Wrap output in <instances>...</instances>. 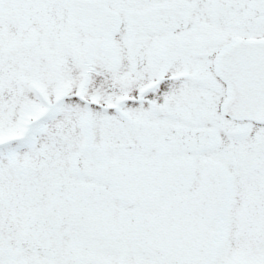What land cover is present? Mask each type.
I'll return each instance as SVG.
<instances>
[{
    "label": "snow or ice",
    "instance_id": "obj_1",
    "mask_svg": "<svg viewBox=\"0 0 264 264\" xmlns=\"http://www.w3.org/2000/svg\"><path fill=\"white\" fill-rule=\"evenodd\" d=\"M0 264H264V0H0Z\"/></svg>",
    "mask_w": 264,
    "mask_h": 264
}]
</instances>
